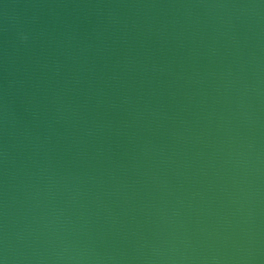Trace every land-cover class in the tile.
<instances>
[{
    "label": "water",
    "instance_id": "1",
    "mask_svg": "<svg viewBox=\"0 0 264 264\" xmlns=\"http://www.w3.org/2000/svg\"><path fill=\"white\" fill-rule=\"evenodd\" d=\"M0 264H264V0H0Z\"/></svg>",
    "mask_w": 264,
    "mask_h": 264
}]
</instances>
